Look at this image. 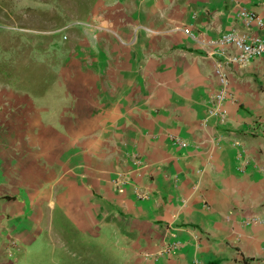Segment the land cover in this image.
<instances>
[{
  "label": "crops",
  "instance_id": "obj_1",
  "mask_svg": "<svg viewBox=\"0 0 264 264\" xmlns=\"http://www.w3.org/2000/svg\"><path fill=\"white\" fill-rule=\"evenodd\" d=\"M79 1L58 45L25 31L41 78L0 28V264L49 245L105 264H264V54L228 64V115H207L219 56L200 38L243 29L234 1ZM237 1L264 17V0Z\"/></svg>",
  "mask_w": 264,
  "mask_h": 264
},
{
  "label": "rangeland",
  "instance_id": "obj_2",
  "mask_svg": "<svg viewBox=\"0 0 264 264\" xmlns=\"http://www.w3.org/2000/svg\"><path fill=\"white\" fill-rule=\"evenodd\" d=\"M87 5H83L79 0H0V28L16 30L20 32L17 34L22 46V75L27 77L41 78L45 75L46 69L43 63L33 65V71L27 68L29 64V52L27 46L29 44L28 29L35 28L42 31L45 34L41 38L42 43H46L50 38L55 37L54 45H58L59 41L56 39L60 37L62 26L73 18L80 17L86 11ZM3 29V30H4ZM23 31V32H21ZM5 37V42L11 51L14 49L13 37ZM18 40V38L16 39ZM17 42V41H16ZM42 57V56H41ZM38 56L39 62L43 59ZM60 59V57L58 58ZM33 247H37L33 246ZM52 248L51 245L47 246ZM47 247L42 249L43 253L34 257L33 250L31 249L30 255L20 264H105L103 261L94 260L93 255L85 254L83 259L78 257H67L60 251L62 246H58V250L54 253V258L50 259L48 256L49 249ZM56 247V246H55ZM64 247V246H63ZM60 250V251H59ZM100 260L107 257L106 253H103ZM96 256V255H95ZM94 256V257H95ZM72 258V259H71ZM55 259V260H54ZM95 259H98L96 257Z\"/></svg>",
  "mask_w": 264,
  "mask_h": 264
},
{
  "label": "built area",
  "instance_id": "obj_3",
  "mask_svg": "<svg viewBox=\"0 0 264 264\" xmlns=\"http://www.w3.org/2000/svg\"><path fill=\"white\" fill-rule=\"evenodd\" d=\"M235 3V15L242 20L243 29L231 28L222 32L217 38H200L202 43L215 47V53L219 56L214 62L213 77L214 86L209 91L211 105L207 109L208 116H214L222 123L227 117L226 101L233 100V91L228 78V64L245 65L256 57L264 54V17L253 11L243 3L233 0ZM255 27L257 30H252ZM187 34L195 38L196 34L187 29ZM232 48L234 51H230ZM184 145L186 142L176 139ZM243 170V168H242ZM261 218L251 217L245 223L260 222ZM177 247V243L165 245L162 253H170Z\"/></svg>",
  "mask_w": 264,
  "mask_h": 264
}]
</instances>
